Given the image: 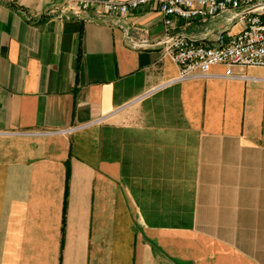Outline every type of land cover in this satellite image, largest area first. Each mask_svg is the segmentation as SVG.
Instances as JSON below:
<instances>
[{
  "label": "crops",
  "instance_id": "crops-1",
  "mask_svg": "<svg viewBox=\"0 0 264 264\" xmlns=\"http://www.w3.org/2000/svg\"><path fill=\"white\" fill-rule=\"evenodd\" d=\"M166 35L0 0V264H264V68L180 80Z\"/></svg>",
  "mask_w": 264,
  "mask_h": 264
},
{
  "label": "built area",
  "instance_id": "built-area-1",
  "mask_svg": "<svg viewBox=\"0 0 264 264\" xmlns=\"http://www.w3.org/2000/svg\"><path fill=\"white\" fill-rule=\"evenodd\" d=\"M77 13L94 11L108 21L124 20L131 13L155 7L164 18L167 35L162 41L164 53L180 69V80L208 76L217 65L264 68V0H62ZM228 16L227 23L241 26L237 33L222 28L214 41L206 33L188 35L179 31L180 23L213 22ZM136 48H148L147 40L135 42Z\"/></svg>",
  "mask_w": 264,
  "mask_h": 264
}]
</instances>
